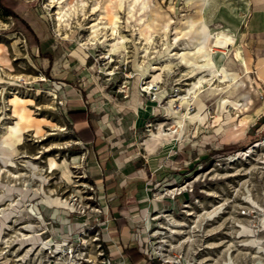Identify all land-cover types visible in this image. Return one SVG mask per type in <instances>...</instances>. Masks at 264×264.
Returning <instances> with one entry per match:
<instances>
[{
    "label": "rangeland",
    "instance_id": "obj_1",
    "mask_svg": "<svg viewBox=\"0 0 264 264\" xmlns=\"http://www.w3.org/2000/svg\"><path fill=\"white\" fill-rule=\"evenodd\" d=\"M85 1L81 8L80 0H0V146L11 136L9 126L24 117L18 154L0 155L15 160L7 167L0 161V210L11 211L6 219L0 217V264H47L50 250L23 239L35 231H44L39 235L43 242L51 238L53 250L64 244L77 253L97 255L108 238L107 222L115 216L110 206L101 204L109 193L98 186L92 167L94 159L100 164L108 153H126L142 166L154 156L160 178L155 177L150 195L162 206L149 212L168 210L179 217L187 209L196 218L221 209L204 226L215 233L196 240L207 244L206 257L219 263L231 254L235 264H252L253 255L264 254L248 243L258 237L264 249V0H204L210 4L207 10L205 3L200 7L202 0H151L150 11L140 7L141 0H123L118 30L125 39L117 51L108 40L109 28L103 29L100 41L90 36L91 23L111 21V15L100 13L103 0ZM128 1L135 4L132 11ZM61 7L68 14L59 25ZM148 13L157 20L151 42ZM233 14L245 17L235 44L246 71L234 60L231 44L220 47L224 67L243 81L235 92H226L228 79L220 81L219 73L197 69L178 56L186 53L191 59L189 52L195 51L180 30L191 17L204 19L211 31L228 33L223 18L231 25ZM213 34L209 46L216 49ZM193 61L204 62L200 54ZM154 62L158 70L150 67ZM165 62H171L170 69ZM200 76H205L202 83L197 82ZM213 88L218 90L207 93ZM242 92L251 97L247 108L242 107ZM194 95L205 98L203 122L189 120L198 109ZM138 113H146L139 124ZM160 129L181 132L161 140L154 154L145 153L144 142L148 150L159 144L149 138ZM26 160L38 165V171L33 174ZM4 168L20 177L12 178ZM179 184L183 191L169 193ZM12 200L18 204L8 206ZM183 201L189 204L186 208ZM31 204L35 214L28 211ZM147 214L138 219L136 233L145 228ZM243 225L251 232L243 231Z\"/></svg>",
    "mask_w": 264,
    "mask_h": 264
},
{
    "label": "bare ground",
    "instance_id": "obj_2",
    "mask_svg": "<svg viewBox=\"0 0 264 264\" xmlns=\"http://www.w3.org/2000/svg\"><path fill=\"white\" fill-rule=\"evenodd\" d=\"M138 1V0H137ZM136 1V2H137ZM142 1V5H140V7H146L149 11L151 10V6L154 5L153 2H151V0H141ZM188 1V0H187ZM207 1V0H206ZM123 0H103L102 1V5H101V12L100 13H105L108 14V15H111V21L109 24H102L100 25L98 22H93L91 23V33H90V36L93 40L97 41L99 40V36L100 34L103 32V29L105 28H109L110 30V35L111 37L108 39L110 41L111 39V44H112V49L114 51H117L119 49V45H118V42L121 43V45H123V41L125 39V36L120 34L119 33V22H120V19H119V8H121L123 6ZM135 2V0H134ZM86 1L85 0H80V6L81 8L84 7ZM205 1L202 0L201 2V6L202 7L204 5ZM141 4V2L139 3ZM134 3L133 2H129L128 1V8H129V11H132L133 7H134ZM198 5V4H197ZM196 5V6H197ZM63 7V6H62ZM62 7L59 9L58 11V15H57V19H58V23L59 25L62 23V21H64V16H66L68 14L67 11L63 10ZM137 7V6H136ZM198 7V6H197ZM85 8V7H84ZM95 7H93L94 9ZM145 8V10H146ZM204 8V7H203ZM137 9V8H136ZM83 10V9H82ZM81 10V11H82ZM71 11V10H70ZM94 11V10H93ZM142 11V10H141ZM78 12V11H77ZM76 12V13H77ZM140 12V11H139ZM198 12V11H196ZM83 13V12H82ZM135 13V12H134ZM141 14V13H140ZM139 14V15H140ZM101 15V14H100ZM104 15V16H105ZM144 16V15H143ZM106 17V16H105ZM132 17V16H131ZM145 17V16H144ZM142 18V17H141ZM204 18V17H203ZM143 21V19H142ZM186 28H184V30H180V32L182 33V35H186V37H189L190 38V41H191V44L193 46V48L195 49V51H191L189 53H191V56H192V60L189 59V58H186L185 56L187 55L186 53L183 54V53H179L178 56L181 58V59H184L188 62H190L193 66H195V68L199 69H203L205 67V69L209 70L211 72L212 75H217L219 73V75L222 77V79L220 81H225L226 79H228L229 82H227L225 84V87H224V91H228V92H235L239 87H241L243 85V81L242 80H238V73H236L235 70L233 69H226L223 65V60L225 58V53L223 50L220 49V47L224 46L225 47V44H231L232 48H233V55H234V60H237L239 61V65L241 68L245 69L246 71V64H245V61L243 59V57L241 56V53H240V50L238 49V47H236V44H235V40H234V37H233V32L231 29H228L229 32L228 33H225L223 30H220L219 32L218 31H211V29L208 27V25H206L204 19H194V18H187L186 20ZM66 22V21H65ZM141 22V21H140ZM167 21L164 22L163 26L166 24ZM157 23V20L155 17H153L152 15H150L149 13L147 14L146 16V27L148 28V36H147V41L148 42H151V30H152V27L155 26ZM70 25V24H69ZM164 29V28H163ZM224 29V28H223ZM107 30V29H106ZM138 32V31H137ZM212 32L214 33L213 35L214 36V45L218 48L214 49L213 47L210 48L209 46V40H211V34ZM105 35V32L104 34ZM212 35V37H213ZM89 36V37H90ZM154 36V35H153ZM178 36H176L175 38H178ZM119 39V40H118ZM154 39V38H153ZM100 41V40H99ZM94 42V41H93ZM176 42V41H175ZM184 42V41H183ZM147 44V43H146ZM150 44V43H149ZM143 47V46H142ZM186 49V48H185ZM211 50V51H210ZM145 51H146V47H145ZM172 54H174L175 56L177 55V51H172ZM195 54H200L202 57H203V63L202 64H197L196 62L193 61L194 59V55ZM168 57V56H167ZM177 57V56H176ZM171 58V57H170ZM179 58V59H180ZM177 59V58H175ZM230 61H232V59H229ZM172 61V60H170ZM168 62V61H167ZM155 63V62H154ZM152 64L150 67L152 69H155V70H158L160 67V65H156L155 64ZM166 63V62H165ZM232 63V62H231ZM186 64V63H185ZM234 64V62L232 63ZM191 65V66H192ZM171 66V62L170 63H166V67L170 69ZM165 67V66H164ZM163 67V68H164ZM165 67V68H166ZM190 67V66H189ZM148 69V68H147ZM146 69V70H147ZM162 69V68H161ZM194 70V69H193ZM153 71V70H151ZM210 74V75H211ZM211 75V76H212ZM160 76H159V73L154 75L153 76V80L155 79H158ZM205 77V76H204ZM200 76V78L197 80L198 83H202L203 80H205V78ZM215 77V76H214ZM218 77V75H217ZM213 79V78H212ZM217 84V83H216ZM148 86V85H147ZM219 86H222V85H219ZM146 87V86H145ZM201 87V86H200ZM146 88H149V87H146ZM218 89L217 88H213L211 90L208 89L207 93H213V92H216ZM196 91V90H195ZM207 95V94H206ZM205 95V96H206ZM201 96V95H200ZM203 97V96H202ZM212 97V96H211ZM241 97L242 99L244 100V102L242 103V101H239L242 103V107L243 108H247L249 107V105H251V97L250 95H248L247 92H242L241 93ZM207 98V97H206ZM227 98V97H225ZM205 100V98H204ZM204 100H202V98H200L199 96L197 95H194V103L197 105V112L193 115H190L189 116V120H193L195 118H197V120L199 122H203L205 120V114H201V110L203 109V107L206 106V104L204 103ZM218 102L216 101V104ZM213 104V103H212ZM205 105V106H204ZM24 121V117L22 115L19 116V119L13 124V125H10L9 126V132L11 134L10 137H6L4 139V142L3 144L0 146V155H9L10 157H14L15 155L18 154V148L17 146L19 144L22 143V139H23V132H24V126L22 125ZM177 123L180 124L181 126V123H182V116L177 114ZM180 129H177L176 131H172L170 133H164L161 129L157 132V133H152L151 134V137L149 138V140L152 141L153 144L155 143H159L161 140L163 139H169L170 137L174 136L175 134L178 135L180 134ZM17 157V156H16ZM0 161L3 163V165L5 167L7 166H12L14 163L15 160H10V159H7L3 156H0ZM53 162V161H52ZM26 163L28 165L31 166V168L33 169V172L31 170V172L34 174L35 170L38 171V165L34 164L33 162H31L30 160H26ZM52 165V164H51ZM1 167V166H0ZM54 167V166H53ZM1 171H7L11 176L12 178H19L20 177V174L19 173H12L10 171V169H1ZM40 172V171H39ZM1 177V176H0ZM44 177V176H43ZM46 178V177H45ZM39 188V187H38ZM184 189L185 186H181V187H175L173 189H169V193H174L173 191H170V190H178V189ZM36 189V188H34ZM36 193L38 190H34ZM50 195V194H49ZM10 196V195H8ZM61 201V200H60ZM18 204V201H14L12 200L8 206H13V205H16ZM48 204V203H47ZM63 204V203H62ZM4 207V206H3ZM2 207V208H3ZM27 208V207H26ZM23 210V208L21 207V209L17 210V212H21ZM28 211L32 212L35 214V206L34 204H31L30 208L28 209ZM16 212V213H17ZM11 214V211H7L5 210L4 208L0 210V217L1 219H6L9 215ZM42 219V218H41ZM15 220V219H14ZM24 221V220H23ZM34 221V220H33ZM175 221V220H174ZM36 222V221H35ZM34 222V223H35ZM38 222V220H37ZM26 223V222H25ZM31 223V221H30ZM32 223V224H34ZM36 224V223H35ZM9 226V225H8ZM29 226H32V225H29ZM243 231H248V232H251V229L248 228L247 226H244L243 225ZM4 229V228H3ZM41 231V230H40ZM44 231H41V232H33L29 235H25L23 237V239H30L33 243L37 242L39 244H41L45 249H49V253H48V257H53L54 259L55 256L58 254H60L62 251H64V248H63V245L60 247V249H55L53 250L51 248V244H50V239L51 238H46L45 241L43 242L41 240V238L39 237V235L41 233H43ZM93 239H96V237H93ZM252 243L255 247L257 246L260 250L264 251V249H262L261 245L260 244V241H259V238L258 237H254L253 239H248V243ZM8 244V243H7ZM33 249V248H32ZM31 250V249H30ZM259 252V251H258ZM38 253V252H37ZM73 249L71 250V254H67L66 256H62V257H59L58 260H56L55 264H76V260L75 258H73ZM65 258V259H62V258ZM233 256L231 254H228L227 255V258L223 259V262L221 264H234V260L232 258ZM253 257L255 258L253 260V263L252 264H264V254H261V255H253ZM48 258V263L47 264H51L50 262L52 260H50ZM97 259V255H93L92 257H90V260H96ZM5 263V262H4ZM3 263V264H4Z\"/></svg>",
    "mask_w": 264,
    "mask_h": 264
},
{
    "label": "crops",
    "instance_id": "obj_3",
    "mask_svg": "<svg viewBox=\"0 0 264 264\" xmlns=\"http://www.w3.org/2000/svg\"><path fill=\"white\" fill-rule=\"evenodd\" d=\"M209 5L205 3V10L208 9ZM233 15L234 20H232L231 25L225 18H223V21L227 24L223 23L222 25L232 30L236 41L237 36L240 35V33L237 34L236 29L245 22V17L244 15ZM138 114L140 118H138L137 123L139 124L146 113ZM143 144L147 154H154L162 146V143H159L153 150H148L145 142ZM108 154L110 157L106 156L101 159L100 164L98 160L94 159L92 167V171L97 174V182H100L98 186H103L106 193H109L108 200H102L101 204L110 206V210L115 216L107 222L108 238L103 239L102 250L106 255L107 253L111 255L113 264H150L139 253L134 237L138 219L145 213L159 209L162 206L160 199L153 198L150 195L155 177L160 178L158 177L160 174L159 169H156L159 166L158 161L154 156H150L146 160L148 163L142 166L136 159H132L126 153L116 157L111 153ZM120 190L125 192V196L122 198L118 196ZM172 203V206L175 207V201H172ZM119 204L122 205L120 208H118ZM116 210L117 213H115ZM124 214H126L125 217Z\"/></svg>",
    "mask_w": 264,
    "mask_h": 264
},
{
    "label": "built area",
    "instance_id": "obj_4",
    "mask_svg": "<svg viewBox=\"0 0 264 264\" xmlns=\"http://www.w3.org/2000/svg\"><path fill=\"white\" fill-rule=\"evenodd\" d=\"M176 186L181 187L183 185ZM183 190L179 188L176 192ZM181 204L183 208L189 205L184 201ZM220 210L216 209L215 212L210 210L211 213L203 217L200 214L196 218H194L193 211L187 209H182L185 213L179 217L168 210L155 214L148 212L145 228L138 230L134 237L139 253L150 264H221L223 261L219 263L217 259H211V256L206 257L205 253L210 247L207 244L199 243L195 238V236H209L215 233L212 230L206 231L204 226L209 224L221 212ZM240 214L247 215V212L242 210ZM252 231L256 233L259 229ZM63 248L64 251L60 254L57 253L55 261L53 260L54 264L61 255L71 254L72 249L76 264H113L111 255L109 253L106 255L102 249L97 252L96 260H90L85 250L77 253L75 247H64V244Z\"/></svg>",
    "mask_w": 264,
    "mask_h": 264
}]
</instances>
